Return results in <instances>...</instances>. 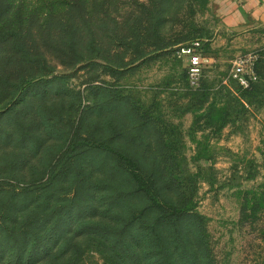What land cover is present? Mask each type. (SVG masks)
<instances>
[{
    "label": "rangeland",
    "instance_id": "374dc122",
    "mask_svg": "<svg viewBox=\"0 0 264 264\" xmlns=\"http://www.w3.org/2000/svg\"><path fill=\"white\" fill-rule=\"evenodd\" d=\"M223 2L0 1V215L8 210L0 218V258L9 257L6 264H13L8 250L34 216L55 206L64 222L42 230L35 263L51 264L47 256L60 239L77 249L55 264H133L113 239L122 218L140 214L145 199L125 171H116L115 154L90 149L92 138L126 152L155 180L156 195L169 199L163 204L169 216L189 213L183 264H264V30L226 27ZM16 34L31 49V61L14 58ZM185 47L207 59L198 75ZM250 56L257 58L259 80L243 87L234 66ZM19 62L26 79L36 75L39 82L16 96L18 111L7 113L15 99L10 85L20 84ZM18 118L28 129L26 142L6 136L15 134ZM67 137L89 144L71 170L49 179L44 173L63 159ZM107 179L116 184L99 190ZM73 198L85 216L66 207ZM156 212L142 220L146 229ZM148 244L136 249L141 264H155L160 247L153 245L150 257Z\"/></svg>",
    "mask_w": 264,
    "mask_h": 264
},
{
    "label": "trees",
    "instance_id": "16d2710c",
    "mask_svg": "<svg viewBox=\"0 0 264 264\" xmlns=\"http://www.w3.org/2000/svg\"><path fill=\"white\" fill-rule=\"evenodd\" d=\"M2 1V0H0ZM9 2V1H8ZM7 2V4H8ZM10 4H13L9 2ZM17 35H14V43L17 45H14L16 48L15 53H14V58L21 57L24 60L31 61L32 59V52L31 49L28 47H23V45H20L17 42ZM24 62V61H23ZM27 67L25 63L19 62L17 64V76L19 77L20 84L19 83H11L10 86L13 88V92L10 96L12 97L11 100L14 101L10 102L9 105L12 107L8 109L7 113L10 111H18V102H17V95H23V93H29V91L32 89V86H35L39 82V79L36 75L31 76V79H26V72H27ZM14 73L11 75L13 76ZM47 74L42 75V78L45 77ZM34 77V78H33ZM41 78V77H40ZM41 80V79H40ZM259 80V79H258ZM251 82L250 86L253 85V83L258 82ZM10 84V83H9ZM247 97V96H245ZM20 103H25V99H23ZM8 104V103H7ZM13 104H16V106H13ZM19 110H21L19 108ZM15 127H17L16 130H14L15 134H12V132L8 131L6 132V136L11 138L14 136L17 140H22L23 142H26L28 140V129L24 127V123L18 118L17 121L15 122ZM50 129H54V126L51 125ZM118 134V132L114 131L113 135ZM75 139L68 138L63 142V146H61V151L65 147V152L62 154L64 157L61 160V162H55V163H50L48 165L47 170L44 173V176H48L49 179L51 178L54 180L56 177L61 176L64 173H67L69 170H71L72 163L76 160V157L81 155L84 151H86V145L89 144L90 142V149L93 152H104L106 155L108 153H113L116 155L118 159L114 161V165L116 166V171H125L127 173V179L129 178L132 186L133 191L142 196L145 199L144 203V208L143 211H141L140 214L132 213L129 214L128 217L122 218L123 219V225H121V230H117L116 234H114V248L115 250L118 248L124 249L127 253H129V260L128 263H133V264H141V259L142 255L137 254L136 249L141 248V243L149 248L148 243L151 242L152 246L150 247V251L146 256L153 255V251L155 250L156 247H153V245L159 246L160 248L155 251L157 256H155V264H183L184 257L181 256L180 250H185L187 251L190 248L188 247L189 245L186 242V236L188 235V229L186 226V223H183V218H188V214L184 210H179L176 213L174 212L171 216L167 214L168 211L165 210V206L163 204L170 205L168 203V200L166 201V197L161 194L163 197L160 195H156V189H155V180L151 178L149 174H146L143 172V169L141 166L138 165L136 161H133L134 159L129 156L126 152L124 153L120 149H117L116 147L112 146H106L105 143L100 139L92 138L90 141L87 143V141L81 137L78 138L75 142ZM87 143V144H86ZM40 144V143H39ZM86 144V145H85ZM36 147V145H34ZM84 150V151H83ZM120 156H122L120 158ZM60 158V159H61ZM58 165L62 164V170L61 172H57L56 167ZM114 182L116 184V181L107 179L106 181H100V185H97V188L99 190L102 189H109ZM115 186V185H114ZM113 196L111 197V201H118L120 200L119 197H117L115 194H112ZM78 197V196H77ZM121 197V196H120ZM144 202V201H143ZM69 205L66 207H76V210L80 212L79 216H85L81 215V211L83 208V205L78 201V198H73L70 200ZM86 207L93 206L91 203L88 204L86 203ZM112 204V203H111ZM93 208H96L93 206ZM59 207L55 206L52 211H49L47 213H42V214H37L33 218V222H31L29 225L32 226V228L26 229L27 231L18 239V245L16 246V249L14 248L13 253L8 250L12 254V261L13 264H38L36 262V257L37 252H38V247H40L42 244L44 237H42L40 234H44L42 232L43 229L47 228L49 225L50 230H58L61 227V223L64 222V217L63 220L59 216V213L57 212ZM111 209V206L110 208ZM7 211H3L2 214L0 215V218H7ZM152 211L156 212L155 219L152 220V225L149 228H145V225L142 223V220L145 218V216H148L149 214L152 213ZM1 214V213H0ZM15 213H12L14 215ZM27 214V213H26ZM26 214L21 216V217H26ZM6 215V216H5ZM11 215V216H12ZM20 217L18 215L16 218ZM53 217H55V223L52 225L53 222ZM61 218V219H59ZM38 220V221H35ZM51 222V224H50ZM75 220L72 221V227L75 225ZM143 224V225H142ZM57 226V227H56ZM99 228V227H98ZM98 228H94V230L99 231ZM71 228L70 230H72ZM49 230V232H50ZM61 237L63 235H60ZM47 237V235H45ZM145 237V239H143ZM59 238V237H58ZM63 238V237H62ZM1 240V237H0ZM7 243H12L10 240H7ZM148 242V243H147ZM11 245V244H10ZM12 246V245H11ZM66 247H71L67 248ZM77 249V246L74 245L72 242H67L58 239L56 248L50 251V254L47 256V260L52 261L51 264H55V262L58 260L59 257H62L63 255H67L68 251L71 249ZM65 249V250H61ZM73 249V250H74ZM50 250V249H49ZM74 252V251H73ZM72 252V253H73ZM7 254V251H5ZM9 257H3L0 258V264H6L9 261ZM46 260V261H47ZM56 260V261H55ZM8 261V262H7ZM194 261L197 262L196 258H194ZM44 262H42L43 264Z\"/></svg>",
    "mask_w": 264,
    "mask_h": 264
},
{
    "label": "crops",
    "instance_id": "0c3cea01",
    "mask_svg": "<svg viewBox=\"0 0 264 264\" xmlns=\"http://www.w3.org/2000/svg\"><path fill=\"white\" fill-rule=\"evenodd\" d=\"M226 27L234 31L264 30V0H225Z\"/></svg>",
    "mask_w": 264,
    "mask_h": 264
},
{
    "label": "built area",
    "instance_id": "2783aa9c",
    "mask_svg": "<svg viewBox=\"0 0 264 264\" xmlns=\"http://www.w3.org/2000/svg\"><path fill=\"white\" fill-rule=\"evenodd\" d=\"M183 54L188 55L192 64V73L198 75L201 73V67L207 60L199 54L193 47L183 48ZM257 58L250 56V58H239L234 66L233 77L243 86L249 87L251 82L257 81V73L254 69V64Z\"/></svg>",
    "mask_w": 264,
    "mask_h": 264
}]
</instances>
